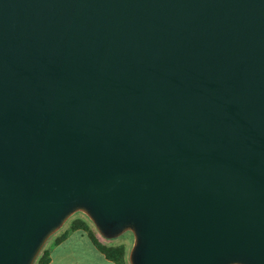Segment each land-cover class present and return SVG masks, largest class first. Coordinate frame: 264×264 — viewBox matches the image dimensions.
Wrapping results in <instances>:
<instances>
[{
	"label": "water",
	"instance_id": "obj_1",
	"mask_svg": "<svg viewBox=\"0 0 264 264\" xmlns=\"http://www.w3.org/2000/svg\"><path fill=\"white\" fill-rule=\"evenodd\" d=\"M77 213L128 264H264V0H0V264Z\"/></svg>",
	"mask_w": 264,
	"mask_h": 264
},
{
	"label": "crops",
	"instance_id": "obj_2",
	"mask_svg": "<svg viewBox=\"0 0 264 264\" xmlns=\"http://www.w3.org/2000/svg\"><path fill=\"white\" fill-rule=\"evenodd\" d=\"M47 251L46 264H116L106 258L94 246L87 233L80 229L68 230L64 239L58 243L52 241Z\"/></svg>",
	"mask_w": 264,
	"mask_h": 264
},
{
	"label": "trees",
	"instance_id": "obj_3",
	"mask_svg": "<svg viewBox=\"0 0 264 264\" xmlns=\"http://www.w3.org/2000/svg\"><path fill=\"white\" fill-rule=\"evenodd\" d=\"M80 229L87 233L88 237L94 244V246L100 250L106 258L114 261L116 264H128L126 259V251L125 247L123 245H117V246H110L107 244H104L102 242H99L94 235V232L90 229L89 224L82 218H74L71 221L69 230H76ZM67 233L66 231H63L61 234H58L54 236L53 242L58 243L62 239H64L65 235ZM52 242V241H51ZM48 262V251L47 247H44L40 253L38 254L37 258L35 259L34 264H46Z\"/></svg>",
	"mask_w": 264,
	"mask_h": 264
},
{
	"label": "rangeland",
	"instance_id": "obj_4",
	"mask_svg": "<svg viewBox=\"0 0 264 264\" xmlns=\"http://www.w3.org/2000/svg\"><path fill=\"white\" fill-rule=\"evenodd\" d=\"M74 218L84 219L89 224L90 229L94 232V235L100 240V242L107 244V245H110V246L123 245L125 247L126 259H127V254H128V251L131 247V242H132V236L129 232H126V233L122 234L121 236H119L115 239L106 240L97 234V232L95 231V229L92 226V224L90 223V221L83 214H80V213L73 215L56 234H54L51 238H49L47 244H45L44 247H49V245L51 244V241H53L54 236L61 234L63 231H66V230L68 231L70 224H71V221ZM73 236H76V235H73Z\"/></svg>",
	"mask_w": 264,
	"mask_h": 264
}]
</instances>
